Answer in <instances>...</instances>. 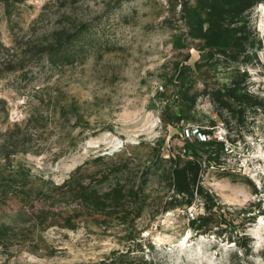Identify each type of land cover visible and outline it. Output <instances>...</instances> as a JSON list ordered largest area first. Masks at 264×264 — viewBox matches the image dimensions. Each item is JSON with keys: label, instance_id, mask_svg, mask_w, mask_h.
Instances as JSON below:
<instances>
[{"label": "rangeland", "instance_id": "1", "mask_svg": "<svg viewBox=\"0 0 264 264\" xmlns=\"http://www.w3.org/2000/svg\"><path fill=\"white\" fill-rule=\"evenodd\" d=\"M0 264H264V0H0Z\"/></svg>", "mask_w": 264, "mask_h": 264}, {"label": "built area", "instance_id": "2", "mask_svg": "<svg viewBox=\"0 0 264 264\" xmlns=\"http://www.w3.org/2000/svg\"><path fill=\"white\" fill-rule=\"evenodd\" d=\"M200 135H204V136H205V134H204V133H202V132H200Z\"/></svg>", "mask_w": 264, "mask_h": 264}, {"label": "trees", "instance_id": "3", "mask_svg": "<svg viewBox=\"0 0 264 264\" xmlns=\"http://www.w3.org/2000/svg\"><path fill=\"white\" fill-rule=\"evenodd\" d=\"M250 216V215H249Z\"/></svg>", "mask_w": 264, "mask_h": 264}]
</instances>
